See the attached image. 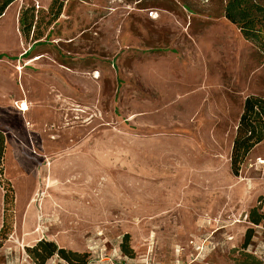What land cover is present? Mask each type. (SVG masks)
I'll return each mask as SVG.
<instances>
[{"label": "rangeland", "instance_id": "rangeland-1", "mask_svg": "<svg viewBox=\"0 0 264 264\" xmlns=\"http://www.w3.org/2000/svg\"><path fill=\"white\" fill-rule=\"evenodd\" d=\"M226 1L11 2L0 264H264L247 220L264 211V141L230 168L244 99L264 97V35L245 39ZM30 9L19 48L12 17ZM41 239L77 255L39 263Z\"/></svg>", "mask_w": 264, "mask_h": 264}, {"label": "trees", "instance_id": "trees-1", "mask_svg": "<svg viewBox=\"0 0 264 264\" xmlns=\"http://www.w3.org/2000/svg\"><path fill=\"white\" fill-rule=\"evenodd\" d=\"M13 0H0V16L5 8ZM27 11L22 10L19 15V24L27 23L26 29L30 30L33 22V10L27 16ZM224 16L232 23L236 24L245 39L253 40L264 35V3L258 0H227L223 8ZM28 20V21H27ZM23 32V31H22ZM264 141V97L258 95H248L243 102L241 114L236 126L235 135L232 141L230 168L234 175L238 174L239 167L247 154ZM4 153V136L0 131V176L2 174V158ZM4 204H11L13 201L12 189L9 186L3 195ZM8 209V207H7ZM6 217L0 228L1 238L5 239ZM247 220L254 226L264 227V211L260 206L250 207ZM254 231L253 227H248L244 235L246 246ZM27 251L39 263H43L49 257L58 254L66 260H70V255H77L76 252L66 251L60 248L51 240L41 239ZM82 264H86L83 262Z\"/></svg>", "mask_w": 264, "mask_h": 264}, {"label": "crops", "instance_id": "crops-1", "mask_svg": "<svg viewBox=\"0 0 264 264\" xmlns=\"http://www.w3.org/2000/svg\"><path fill=\"white\" fill-rule=\"evenodd\" d=\"M11 5V3L5 8L6 10H4L3 14L0 16V20L4 19L5 17H7L8 13H9V6ZM12 21H13V25H14V29H15V33L17 35L18 38V44H19V48L21 46L22 40H23V34L19 31L18 26H19V19L17 20L15 17H12ZM15 52V51H14ZM23 54V53H21ZM19 111V110H18Z\"/></svg>", "mask_w": 264, "mask_h": 264}, {"label": "bare ground", "instance_id": "bare-ground-1", "mask_svg": "<svg viewBox=\"0 0 264 264\" xmlns=\"http://www.w3.org/2000/svg\"><path fill=\"white\" fill-rule=\"evenodd\" d=\"M35 59H37V57H36ZM18 108H19V111H20V112H26V111H28V105H27V103L24 102V101H22V102L19 104Z\"/></svg>", "mask_w": 264, "mask_h": 264}, {"label": "built area", "instance_id": "built-area-1", "mask_svg": "<svg viewBox=\"0 0 264 264\" xmlns=\"http://www.w3.org/2000/svg\"><path fill=\"white\" fill-rule=\"evenodd\" d=\"M258 162H259V163H261L262 161H261V160H259Z\"/></svg>", "mask_w": 264, "mask_h": 264}]
</instances>
